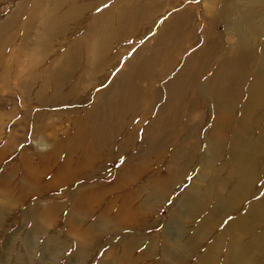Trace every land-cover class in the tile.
<instances>
[{
	"label": "bare ground",
	"instance_id": "bare-ground-1",
	"mask_svg": "<svg viewBox=\"0 0 264 264\" xmlns=\"http://www.w3.org/2000/svg\"><path fill=\"white\" fill-rule=\"evenodd\" d=\"M9 1L0 0V4L4 3L1 12L10 11ZM222 1L223 4L221 0H204L203 15L198 17L207 25L220 24L223 32L203 37L200 48L186 57L176 55V50H182L183 54L186 47L191 46L188 39L194 38L195 27L191 37L187 29L194 26L192 11H171L174 7L169 0H149L153 2L151 8L146 7L144 0L15 2L0 23V143L4 142L0 145V161L8 158L10 140L19 132L32 142L34 154L30 157L23 153L6 179L0 180V220H21L43 226L56 223L64 216L68 223L90 221L87 238H82L84 235L78 234L74 226L71 229V235L80 246L77 255L86 261L87 252L103 245L93 237L95 228L105 231L108 225L114 224L123 229L138 226L152 229L151 210L166 199L165 187L187 185L190 188L186 191L198 194L211 172L213 180L205 188L212 186L209 190L218 191L217 207L183 246L178 244L174 234L179 236L185 224L198 217L194 218L200 213V203L196 199L183 201L178 213L170 212L173 220L165 229V241L170 246L167 249L170 253H167L172 255L164 253L162 263L175 264L180 252L184 258L178 264H185L190 254L201 250L199 264H216L224 245L223 236L210 246L208 243L205 249L200 243L206 238L210 240L217 223L231 217V210L235 212L241 202L249 200L254 205L245 219L233 221L226 228L230 238L224 245L227 248L224 264H253L264 254V231L260 237H254L249 249L244 246L247 234L256 232L260 223H264V195L259 196L260 189H256L264 187V0ZM167 10L168 15L165 14ZM155 24L159 28L151 58L158 59L155 67L169 65L171 73L180 63L183 68L178 76L186 79L183 86L188 84L189 89L195 88L202 78L206 79L205 83L210 80L208 89L203 85L204 90L192 97L189 110L182 108L186 103L185 94H173L176 84L173 79L160 90L155 86H137L140 80L136 66L145 56L142 53L131 56L116 80L109 78L110 65L123 55L120 44ZM80 30L86 31L83 37L72 38ZM68 40L72 42L61 46ZM165 42H170V47ZM171 54L172 59L169 58ZM211 61H217L215 70ZM213 70L212 77H207L206 74ZM142 74V77H149L147 72ZM154 74L156 80L164 77ZM118 84L121 91L117 89ZM215 85L217 88L212 92ZM231 87H236V99L229 96ZM150 93L152 96H148ZM208 100L213 101L206 107L213 108L210 115L214 119L210 132L201 138L200 131L196 134L199 120L191 121V113L197 111L199 101ZM235 106L239 109L234 114ZM149 120L145 128L143 124ZM233 122L238 125L229 157L240 178L237 183L233 181L235 191L224 200L223 189L228 181L220 179L219 175L226 165L218 169L213 165L224 156L228 136L222 127ZM188 123L193 126L187 127ZM180 125H184V129ZM176 127L177 130L172 129ZM142 130L147 154H131L111 182H101L97 174L100 165L106 159L119 160L127 156V150L136 148ZM192 139H196L193 143L196 146H188ZM171 142L176 144L172 146ZM42 146L47 150L40 149ZM190 151L198 152V156L194 157ZM37 155L39 158L35 159ZM141 157L144 160L132 166L135 160H142ZM146 160H150L152 166L145 165ZM196 160H204V163L193 176L191 170ZM160 170L169 174L164 187L157 185L159 179L150 178ZM15 177L18 179L12 183V189L5 191L2 187L9 186ZM143 181L144 184H140ZM145 191L148 195L143 198ZM15 192L20 195L15 196ZM33 197H38L40 204L33 211L38 209L39 212L24 215L19 208ZM136 200L148 207V212L142 216L139 213L144 211L143 206L139 207ZM10 209L14 210L12 214L8 212ZM152 242L148 251L154 249ZM120 245L126 253L122 256L126 259H120L121 264H132L130 255L140 247ZM117 250H108V256L118 257ZM236 255H239L237 259ZM134 257V261L145 259L144 249Z\"/></svg>",
	"mask_w": 264,
	"mask_h": 264
},
{
	"label": "rangeland",
	"instance_id": "rangeland-1",
	"mask_svg": "<svg viewBox=\"0 0 264 264\" xmlns=\"http://www.w3.org/2000/svg\"><path fill=\"white\" fill-rule=\"evenodd\" d=\"M17 1L18 0L9 1V3L11 4V5L9 4L11 6L10 11L12 10V8L15 5V2ZM169 1H170L169 4H171V6L174 7L171 11L181 12L182 10H185V9H189L192 11V15H193L192 25L194 26L190 25L189 29H187L189 37H191V32L193 31L192 28L195 27V31L192 35L194 38L188 39V40H191V46L190 47L187 46L186 49L184 50L185 53L183 54L181 53L182 50L181 51L176 50V55H183L182 57H186V55L188 54L191 55L194 51H197L200 48V46L202 45L201 40L203 37L211 35L212 32L214 35L220 34L223 32V27L220 24L217 23L215 25H207L204 20H200V18L198 17V15L199 16L203 15L202 13H203L204 8L202 4H204V0H186L184 2L183 1L180 2V0H177V2L174 0H169ZM144 2H147L146 3L147 8H151V4L154 1L149 2V0H144ZM221 3L223 4L222 0H221ZM3 4L4 3L0 4V23L5 19V17L7 16V13L10 12L6 10L1 12V8ZM134 8L132 10H134ZM96 12L97 11H94V13ZM168 13L169 12L167 10L165 14L168 15ZM160 23H163V20H161ZM85 32H86L85 30H80L72 38L74 39L82 38ZM158 34H159V28L155 24L154 27L152 28H144V32L142 34L131 35V37L128 38L125 43L120 44V47H122L120 51L123 53V55H121L122 58L119 61L114 62L110 65L109 70L112 69V71L110 72L109 78L110 80L111 79L116 80L118 78L117 74L123 73L122 70L124 69L126 62L131 58V56L137 52L142 53V55L143 56L145 55V56L142 58V60L140 59L141 60L140 64L136 66V75H137V78L140 80L138 81L137 86H141V87L144 86L143 88H146L147 86H152V87L155 86V88L157 87L160 90L164 87L165 83L173 79L174 83H176L172 90L173 94H178L180 92L185 94L184 97L186 96V99H185L186 103L185 105L183 104L182 108L185 111L189 110L191 108L192 97L193 96L196 97L197 91L204 90V88L202 87L203 85H205V87L208 89L210 87V83H209L210 80H208V82L205 83L206 79L204 80L202 78L201 82H199L195 88L194 86H191L190 87L191 89H189L188 84H187V87L183 86L184 82L187 83L186 79L178 76V73L183 68L181 67L180 63L175 68V70H173L171 73H169V70H170L169 65L163 64L162 67H158V68L155 67L154 64H157L156 62H158V59L157 58L151 59V58L154 55V51H153L154 41L153 40ZM100 39L102 38L100 37ZM263 39H264V36L262 37V40ZM63 42L65 44H62L61 46L69 45L72 41L68 40V42L66 41H63ZM165 45L167 47H170V42H167V43L165 42ZM114 50H118V49H114ZM249 51H250V48H249ZM223 53H225V51H222V54ZM169 58L172 59L173 54L169 55ZM216 62L217 61L209 62L212 68H214V70L217 67ZM258 63L259 61H257L256 64ZM116 64L119 66L118 68L115 67ZM214 70L209 71L206 74V76L209 78L212 77L211 73L214 72ZM143 72H147L149 77L148 78L146 76L142 77ZM154 73L162 74L164 77L163 78L159 77V79L156 80V75ZM141 82H142V85H140ZM120 84H118L117 89H120ZM248 84L249 82L247 83V86H246L247 89L250 85ZM216 85L212 88V92H214L215 89L217 88L218 85L217 86ZM113 95L115 96L116 92H114ZM148 96H152V94L150 93ZM229 96L232 99L233 98L236 99L238 97L236 87H231V92ZM244 99L245 98H243L242 102H244ZM161 103L164 105L165 101ZM198 103H199L198 105L199 108L197 109V111H194L193 113H191V121H193V119L194 120L197 119V121L199 120L198 123L197 122L196 123L200 124V128L198 130V133L196 134H199V131H200L201 138H202V136H205L210 132V129L212 127V120L214 119V117L210 115V113L212 112L213 108H207L206 104L210 103L208 105H211L213 104V101L212 102H210V100H208L207 102L199 101ZM159 107L160 106H158V108ZM237 109H239V107L235 106L234 114ZM153 116H155V114ZM150 121L151 120L145 122L143 126L146 128ZM64 123L68 124L67 122H64ZM237 125H238L237 122H233L232 125L230 126L228 125V126L222 127V129L225 131V133L228 136L226 138V147L223 148L224 156L221 157V159L215 162L213 165L214 169H218L219 167L226 165L224 167V170L222 171V174L219 175L220 179H224L225 181H228L227 183H225L226 184V186L224 187L225 189H223L222 197L224 200H227L228 196L233 191H235L233 181L237 183L240 178V175L237 173L234 162H232V160L229 157V149L231 148L230 144L233 142L232 139L236 131ZM175 126H179V124ZM180 126L181 128L184 129V125L183 126L180 125ZM192 126L193 125L190 123L187 124V127H192ZM172 129L177 130V127L176 129L175 128H172ZM233 129H234V132H233ZM179 131H180V128H178V132ZM143 133L144 132L142 130L140 132V136L137 137V141H136L137 149L134 148V149L127 150L126 151L127 156H122L119 160L109 161L108 159H106V161L104 162L102 161L103 163L100 165V168H99L100 172L99 173L97 172L98 176H100L99 179L101 182L103 181L105 183L111 182V178L113 180V177H115L117 171L123 166L124 162L126 161V158L130 156L131 154L137 153V152L139 153L141 152L143 156L147 154L145 153L146 140L143 136ZM19 135L21 136V132L18 133V136L13 137L10 140V143H9L10 153H9L8 158L3 161H0V180L6 179L11 169L21 160L22 158L21 155L23 153L29 155L30 157H32V154H34V151L32 150V142L30 140H27V138H24V136L20 137ZM195 140L196 139H192L189 142L188 146L190 145L196 146L197 144H193L195 143L194 142ZM1 143L4 144L3 141H1ZM251 143H253V141ZM171 144L172 146H174V144L176 143L171 142ZM202 146L204 147V144L200 145V148ZM42 148H44V146L40 147V149ZM44 150L46 151L47 148L45 147ZM190 153H193V151H190ZM193 156L194 157L198 156V152L193 153ZM37 158H39V155H37L35 159ZM143 160L144 159L135 160L132 166H134V164L138 165L139 162ZM145 162H147V164L145 165L152 166V162L150 160H146ZM188 162H189V158L185 160L186 164ZM203 163H204V160L195 161L194 168H192L191 170V171H194L193 176L199 170V168L202 167ZM193 176L191 177L190 180H192ZM168 177H169V174L165 170H160V171L154 172L150 178L154 180L159 179L160 182L158 180L157 185L160 187H164L163 186L164 181H166V178ZM207 177L208 178L205 179L204 181V186L199 189L198 194L194 193L195 198H194L193 192L191 193V191H186L190 188L187 185L180 186L179 184L172 188H168V186L165 187L164 191H166L165 192L166 199L159 202L156 205L154 210H151L153 212L152 213L153 214L152 223L154 225L152 229H149V230L146 229L147 226H143V227L138 226L134 228L130 227L129 229H123V228L116 227L114 224L108 225L107 226L108 228L105 231H103L102 228L100 230L95 228L93 237L98 241V243L102 241L103 242L102 246H104V248L101 249L102 246H99L93 249L91 252H87L84 255V256H88L86 261H84L83 259H79L77 255V251L80 248V246L76 238L73 235H71V229L74 226L78 234L84 235V237L82 238H87V231H88V228L90 227L89 226L90 221L87 223L81 222L80 224L74 223V222L68 223L69 220L66 219V217L64 216L63 219H60L56 223H52L49 226L48 225L43 226L39 223L31 224L27 222H22L21 220L16 221L13 219H6V218L2 221L0 220V264H121L120 259L121 258L126 259L125 257H122L124 254H126L120 248L121 247L120 244L122 243L128 244L131 248L140 247V249H138L137 252H135L133 255H130L131 260L133 261L132 264H150V263L163 264L162 261H164L165 259L163 254L165 253L167 255L168 254L167 249L170 248L169 244L166 243L165 241V229L167 225L173 220L171 219L170 212L174 210L175 214L178 213L179 208L181 207L180 204L183 201L192 202L194 199H196V201L200 203V208H201L200 213L199 215L198 213H196L194 218L196 216L198 217H196L194 220H189L185 224L186 226L181 230L179 236L176 232L174 234L178 238L177 240L178 244L183 246L189 242L190 237H192L195 234V232L198 230V228L200 227V223L205 218L210 217L211 214L214 212L215 208L217 207V202L219 198L218 191L209 190V189H212V186H210L209 189L205 188L206 186L209 185V183L212 182L213 174L209 172ZM14 179L15 180L10 182L9 186H7L6 188L3 186L2 188L5 191H7L9 188L12 189L11 187L12 183H15L18 177H15ZM229 180H232V182H229ZM186 181L188 184L191 183V181L189 182L187 179ZM194 181L196 182V180ZM140 184H144V181ZM259 187H260V184H259ZM256 189L257 190L260 189L259 196L264 195V187L256 188ZM257 190H254V191H257ZM19 195H20L19 192H15V196H19ZM147 195H148V192L145 191L142 197L145 198L147 197ZM66 196H68V194H66ZM37 200H38V197L31 198L30 201H33V202L28 201L26 202V204L23 203V205L19 208L20 209L19 211H21L24 215L29 214L30 212H39L38 209L33 211L34 208H38L40 205L38 204L39 201ZM138 201L139 200H136V202ZM138 204H139V207L143 206V209H144L142 213H139L140 216H142L143 213L148 212L147 206H144V204L141 202H138ZM253 205L254 203H252L250 200L244 201L243 203L241 202L238 208L235 210V212H233L234 209L231 210L230 212L231 217L229 216L228 219L226 218L222 220L220 223H217L216 225L217 227L214 229L215 232L213 231V233L210 235V238H209L210 240L206 238L204 240L205 242L200 243L201 246L205 249L208 246V243H209V246L212 245V242H214L220 236L221 237L223 236L224 245L226 246L230 238L228 230H226L227 226L233 221L234 223H237L240 220H244L247 212L250 210V208ZM8 212L9 214H12L14 210L10 209L8 210ZM65 213L68 215L69 209L66 208ZM261 223L259 225V229L256 232L252 231L247 234L245 238V242H244V246L246 249H249L250 245L252 244V241L254 240V237H260L262 235V232L264 231V223H262V225ZM175 227L176 225H174V230H176ZM79 228H81L83 231ZM151 241H153L152 246L154 249L152 251H148L147 249L151 245ZM224 245L222 247L220 255L218 256V260L216 264H224L225 254H226L224 251L227 250V248L224 247ZM116 248L118 249L117 250L118 257H109L108 250L116 249ZM143 249L145 251L146 258L140 261H134L135 260L134 256H138V254H140L143 251ZM185 252L188 255V250H186ZM202 252L203 251L201 250L194 251L192 254H190V256H188L189 258H187V260L185 259V262H186L185 264H199ZM178 254L179 255L177 256V261L175 264H178V262L181 261L182 258H184L183 254L181 255L180 252ZM168 255H172V254H168ZM84 256H82L81 258H83ZM238 257L239 255H236V259ZM171 259H173V257ZM253 264H264V254L259 256L253 262Z\"/></svg>",
	"mask_w": 264,
	"mask_h": 264
}]
</instances>
